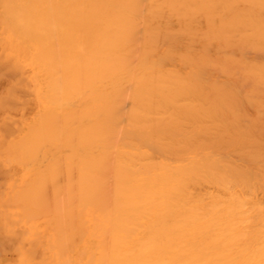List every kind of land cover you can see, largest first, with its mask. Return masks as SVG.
<instances>
[{"label":"bare ground","instance_id":"6f19581e","mask_svg":"<svg viewBox=\"0 0 264 264\" xmlns=\"http://www.w3.org/2000/svg\"><path fill=\"white\" fill-rule=\"evenodd\" d=\"M0 264H264V0H0Z\"/></svg>","mask_w":264,"mask_h":264}]
</instances>
